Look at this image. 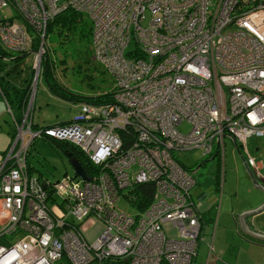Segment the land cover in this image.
<instances>
[{
    "label": "built area",
    "instance_id": "1",
    "mask_svg": "<svg viewBox=\"0 0 264 264\" xmlns=\"http://www.w3.org/2000/svg\"><path fill=\"white\" fill-rule=\"evenodd\" d=\"M66 7L87 17L91 56L113 87L97 111L43 128L77 147L89 179L34 177L21 141L40 129L21 130L27 111L20 129L14 121L0 160V264H192L202 218L174 151L215 143L222 157L224 134L245 150L264 135V0H0V59L33 52L39 67L46 22ZM140 182L153 185L141 208L130 190ZM119 194L133 212L117 208ZM90 213L105 223L91 243Z\"/></svg>",
    "mask_w": 264,
    "mask_h": 264
},
{
    "label": "rangeland",
    "instance_id": "2",
    "mask_svg": "<svg viewBox=\"0 0 264 264\" xmlns=\"http://www.w3.org/2000/svg\"><path fill=\"white\" fill-rule=\"evenodd\" d=\"M1 13L5 14L6 10H3ZM68 13V10L60 12L61 15H67ZM82 17L83 20L76 21L75 25L71 23L73 27L70 29L62 25L59 32H57L59 29L57 18L55 20L52 18L48 21L44 48L47 49L52 59L50 66L58 87H48L47 80L42 72V65L35 67L38 70L37 73L34 72L33 52H26L15 60H11V58L7 62L4 61L3 67L10 68L8 72L13 74L12 79L16 81L15 84L20 89V95L22 86L28 83L24 102L23 98L19 100L20 104L22 102L25 103L23 112L27 111L21 130L26 128L28 121L33 123L30 124V127L32 125L31 128L35 129L33 131H36V129L38 130L43 125H51L55 122L66 120L75 113H82L84 111L93 113L97 111L98 106L84 99L88 95L102 93L113 87L110 73L103 69L91 56L88 21L85 15H82ZM132 45L133 43L130 41L126 47H131ZM8 56L11 57L12 55ZM7 80L5 77L2 79L3 86ZM6 89L11 93V87L6 86ZM71 96L80 98L81 100H74ZM0 104V124L4 123L9 127L10 131L8 135L11 134V137L4 138L2 131H7V129L0 127V136H3V143L0 141L2 149L4 144L9 146L15 139L16 133L13 135L15 132L14 121L10 113L17 114V107L12 102V107L7 110L9 106L7 103V107L5 106L4 100L1 97ZM15 123L18 124L20 129V122ZM179 126L182 130L188 128V124L185 121L180 123ZM21 142L26 149V163L29 167V172L34 177L52 182L62 178L65 174H73L72 166L66 154L54 143H49L43 135L35 134L31 137L30 132H26L22 134ZM239 153L244 158L247 154L252 155L257 161L259 171L264 176V135L249 136L246 139L245 150L242 144L236 141L233 142L232 138L228 134H225L222 145V157L220 156V149L216 150L215 143H213L209 153H202L200 148L194 147L175 150L174 156L189 170L195 181L194 185L196 184L198 189L206 193L203 198L204 204L207 203L212 208H215L214 204L217 202L219 191L224 193V195L236 191L248 198H254L256 193L263 195L260 190L252 186ZM211 155H213V158H210ZM220 183L221 189L219 188ZM53 197L54 200L55 198L60 200L59 196L55 194H53ZM263 198L264 195L262 200ZM46 203L53 205V200L48 198ZM115 205L122 211L133 212L134 210L133 207L131 210L122 194H119ZM82 223L84 225L82 234L89 243L105 227L103 220L94 213H90L84 217ZM163 227L166 234L171 236L176 235L174 227L170 222L164 223ZM7 242H11V240Z\"/></svg>",
    "mask_w": 264,
    "mask_h": 264
},
{
    "label": "crops",
    "instance_id": "3",
    "mask_svg": "<svg viewBox=\"0 0 264 264\" xmlns=\"http://www.w3.org/2000/svg\"><path fill=\"white\" fill-rule=\"evenodd\" d=\"M1 69L3 70V68ZM2 70H0V80L4 77L6 79L13 78V74L8 72L9 70L7 71L4 69L3 73H1ZM0 97L4 100L5 106L7 107L1 91ZM10 115L12 116L11 113ZM13 125L16 132L17 130L14 122ZM0 127L7 129V131L5 130L6 132L3 130L5 133L1 130L4 138L8 136L11 137V134L8 135L10 131L9 127L4 123L0 124ZM224 136L225 134L222 136V145ZM2 137L3 136H0L1 143H3ZM1 143L0 158L3 157L4 150L7 146L4 144L1 149ZM255 176L258 181L264 185L263 178L259 177L256 172ZM194 183L190 190L191 197L201 213L202 220L201 238L197 241L192 264H264V239L253 237L242 231L237 220V213L258 205L263 195H261V193H256L254 198H248L245 197V195H240L236 191H232L231 194L226 195L219 191L217 202L214 204L215 208H212L211 205L207 203L204 204L203 198L206 193L198 189V186H196V184L194 185ZM219 188L221 189V183ZM244 222L249 229L264 233V210L256 215L246 216Z\"/></svg>",
    "mask_w": 264,
    "mask_h": 264
},
{
    "label": "trees",
    "instance_id": "4",
    "mask_svg": "<svg viewBox=\"0 0 264 264\" xmlns=\"http://www.w3.org/2000/svg\"><path fill=\"white\" fill-rule=\"evenodd\" d=\"M69 11V13L67 15H61L60 12L62 11ZM60 14V15H59ZM70 15V16H69ZM83 14L74 11L71 8H64L60 11H58L57 13H55L50 19H54L57 18V21L59 22V29L57 32H59L60 27L63 25L65 26L67 29H70L73 23L75 25L76 21L79 20H83L82 17ZM69 16V17H68ZM48 19L46 22V26H45V32L47 29V25H48V21L50 20ZM86 20L88 21V19L86 18ZM86 23V22H85ZM88 32L90 34V24L88 21ZM4 55V54H1ZM19 54L16 53L13 57L14 58H18ZM6 59V58H5ZM4 61H2L3 63ZM52 59L49 56V53L47 51V49H45L40 57V66L42 65V72L45 76V79L47 80L48 83V87L50 88H55L58 87V83L56 82V78L54 77V75L52 74V69H51V64ZM2 63L0 62V66H2ZM6 86L11 87V93L6 89ZM28 89V83H25L24 86H22V92L20 95V89L18 88V86L16 85H12L10 86L8 84V82L6 81L5 85L3 86V84L0 85V91L2 93L3 98L5 99L6 103L8 104V106L11 108L12 107V102L16 104L17 107V114H13L12 113V118L15 122H20L23 116V108L25 103L24 102V95L26 93ZM62 89V88H61ZM109 91H104L102 93H98V94H94V95H88L87 98H85V101L88 102H93V104H99L101 102L106 101L107 99H109ZM26 96V95H25ZM23 98V102L20 104L19 100ZM74 100H81L80 98H76V97H72ZM76 114V113H75ZM73 116H70L68 119L60 121V122H55L53 124H58V123H67L71 120H73ZM30 124L31 123L30 121ZM51 124V125H53ZM45 126H49V125H43L41 126L40 129V135H43L47 141L49 143H54L56 146L59 147V149L65 154L66 152H70L71 154L76 153V158L79 161L80 165L82 166V168L85 171H89V169L92 168V165L89 163V161L86 159V157L77 149V147L74 146L73 143L67 141V140H63V139H57L55 137H52L46 133H43V128ZM32 127V125H31ZM35 127V126H34ZM5 151V150H4ZM26 160V159H25ZM27 169L29 170V167L26 163ZM131 192H134V196L135 198L132 199V203L137 205L138 207L141 208V205H144L146 202L150 201L151 195H152V191H153V185L150 182H140V183H136L135 185H133L132 187H130Z\"/></svg>",
    "mask_w": 264,
    "mask_h": 264
},
{
    "label": "water",
    "instance_id": "5",
    "mask_svg": "<svg viewBox=\"0 0 264 264\" xmlns=\"http://www.w3.org/2000/svg\"><path fill=\"white\" fill-rule=\"evenodd\" d=\"M23 55V54H22ZM20 56V55H19ZM38 68L34 67V72L37 73ZM234 142V140H233ZM238 151V149H237ZM239 152V151H238ZM68 161L70 162L72 169H73V174L71 176H79L83 179H89V176L86 174V172L84 171V169L82 168V166L80 165L79 161L77 160V158L75 156H73L70 152H66L65 153ZM241 161L245 167V170L250 178V181L252 183V186L258 190H260L263 195H264V185L263 183H260L258 181V179L256 178L252 168L245 162L244 157L239 153ZM210 158H213V155L210 156ZM197 166V165H196ZM195 166V167H196ZM43 186H45L43 184ZM264 210V198L262 200V202H260L258 205L252 207V208H248L246 210H243L239 213H237V220L239 222V226L241 228L242 231L246 232L247 234L259 238V239H264V233L262 232H255L254 230L249 229L246 226V223L244 222V219L246 216H253L256 215L257 213H259L260 211Z\"/></svg>",
    "mask_w": 264,
    "mask_h": 264
},
{
    "label": "flooded vegetation",
    "instance_id": "6",
    "mask_svg": "<svg viewBox=\"0 0 264 264\" xmlns=\"http://www.w3.org/2000/svg\"><path fill=\"white\" fill-rule=\"evenodd\" d=\"M15 54H13L11 57L10 56H6L7 58L6 59H4V60H2V61H5V62H7V61H9L11 58V60H15L16 58H14L13 56H14ZM2 61H1V63H2ZM3 64H4V62L2 63V66H1V68H3V70L5 69V70H9V67H3ZM35 66H34V64H33V68H34ZM0 68V70H2ZM3 70L1 71V73H3ZM34 70V69H33ZM2 80H0V85L2 84ZM7 82H8V84L10 85V86H12V85H16L15 83H16V81L15 80H13L12 78H9L8 80H7ZM73 156H75L76 155V153H74V151H73V154H72ZM76 157V156H75Z\"/></svg>",
    "mask_w": 264,
    "mask_h": 264
},
{
    "label": "clouds",
    "instance_id": "7",
    "mask_svg": "<svg viewBox=\"0 0 264 264\" xmlns=\"http://www.w3.org/2000/svg\"><path fill=\"white\" fill-rule=\"evenodd\" d=\"M7 109H10L9 107Z\"/></svg>",
    "mask_w": 264,
    "mask_h": 264
}]
</instances>
